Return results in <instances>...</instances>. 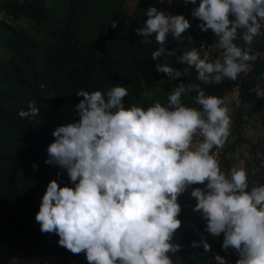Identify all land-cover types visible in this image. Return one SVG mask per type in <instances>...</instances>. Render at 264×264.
Segmentation results:
<instances>
[{"label": "clouds", "instance_id": "obj_1", "mask_svg": "<svg viewBox=\"0 0 264 264\" xmlns=\"http://www.w3.org/2000/svg\"><path fill=\"white\" fill-rule=\"evenodd\" d=\"M184 2L197 5V0ZM146 15L135 31L144 37L155 33L160 47L151 58L158 61L155 70L170 79L183 71L159 63L162 56H176L178 62L194 66L196 78L205 84H219L223 77L235 81L240 73L246 74L248 62L260 55L250 46L264 36V0H199L191 15L202 21L201 31L215 34V47L222 50L221 58L211 61L207 52L201 55L202 46L179 56L164 46L168 35L183 40L190 28L184 15L155 6H149ZM3 17L10 15L3 12ZM111 25L115 28L117 22ZM238 36L246 47L235 42ZM188 40L192 41L190 35ZM252 90L264 98L261 83ZM190 91L191 85L178 83L166 105L155 102L146 109L135 104L125 107L126 86L76 92L83 97L74 105L79 119L55 127L51 132L55 139L46 146L44 163L65 170L71 182L60 186L52 179L41 197L35 220L47 240L54 242L51 233L57 234L60 246L84 252L89 264H174L169 253L183 247L173 239L182 223L178 197L202 183L204 187L192 188L190 195L196 201L193 211L206 222L204 231L223 234L225 253H214L216 264H264V183L249 187L242 167L228 173L221 170L219 154L211 150L221 147L230 134V109L223 98L203 90L195 97L199 109L186 106L181 97ZM39 112L30 101L18 115L35 117ZM251 172L253 176L257 169ZM201 245L210 251L203 235L191 241L193 248ZM52 250L45 246L40 259L55 261ZM15 251V259L24 253Z\"/></svg>", "mask_w": 264, "mask_h": 264}, {"label": "trees", "instance_id": "obj_2", "mask_svg": "<svg viewBox=\"0 0 264 264\" xmlns=\"http://www.w3.org/2000/svg\"><path fill=\"white\" fill-rule=\"evenodd\" d=\"M198 3L199 0L197 5L184 0L0 1V10L10 15L8 19L0 18V264H71L75 256L89 264L84 252L72 253L60 246L57 234L51 233L54 242L47 240L35 220L50 180L71 186L65 170L44 161L46 146L55 139L51 135L55 127L79 119L74 105L83 99L76 95L81 89L105 92L116 85L126 86L125 107L135 104L145 109L155 102L166 105L170 91L181 82L191 85V91L181 97L186 106L201 107L195 102L201 90L223 98L230 109V134L221 147L211 151L217 150L225 173L242 167L247 170L249 187L264 183V98L252 90L258 82L264 88V36L254 39L250 46L260 55L248 62L246 74L240 73L235 81L223 77L219 84H205L196 78L194 66L178 62L176 56H162L159 63L181 69L182 76L170 79L157 72L158 61L151 58V52L160 47L155 33L144 37L135 31L148 18L149 6L182 14L189 19L190 28L182 34L183 40L168 35L164 46L175 50L177 56L183 50L202 46L210 53V61L221 58L215 34L201 31L198 25L202 21L191 15ZM229 19H233L231 14ZM112 21L117 22L115 28ZM235 42L246 47L239 36ZM30 101L40 109L39 114L19 116L18 112L27 110ZM252 129L261 130V135L252 139L247 134ZM34 163L38 167L33 168ZM252 168L257 169L253 176ZM194 187L204 185L193 184L178 197L182 223L173 239L183 247L169 255L174 264H216L214 253H225L221 248L223 234L212 236L204 231L205 220L193 211L196 201L190 192ZM201 235L211 245L208 252L202 245L191 247V241L199 240ZM45 246L53 248L55 261L40 259ZM18 249L24 253L15 259Z\"/></svg>", "mask_w": 264, "mask_h": 264}, {"label": "rangeland", "instance_id": "obj_3", "mask_svg": "<svg viewBox=\"0 0 264 264\" xmlns=\"http://www.w3.org/2000/svg\"><path fill=\"white\" fill-rule=\"evenodd\" d=\"M3 15V12L0 11V17ZM21 25H24L27 28V23L26 22H21ZM261 130L258 129H252L249 133H247L248 135H251L252 139H255L257 137V135H261ZM71 264H86V261L82 258H79L77 256H75L73 258V261Z\"/></svg>", "mask_w": 264, "mask_h": 264}, {"label": "built area", "instance_id": "obj_4", "mask_svg": "<svg viewBox=\"0 0 264 264\" xmlns=\"http://www.w3.org/2000/svg\"><path fill=\"white\" fill-rule=\"evenodd\" d=\"M203 50L201 51V55L203 56V53L205 52L204 49H206L205 47H202ZM208 53V59L210 60L211 56H210V53L207 51Z\"/></svg>", "mask_w": 264, "mask_h": 264}]
</instances>
